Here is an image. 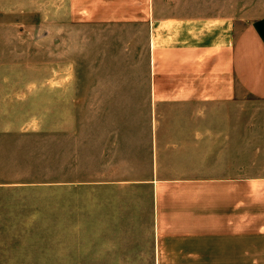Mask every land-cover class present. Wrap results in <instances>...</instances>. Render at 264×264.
Segmentation results:
<instances>
[{
    "label": "rangeland",
    "instance_id": "374dc122",
    "mask_svg": "<svg viewBox=\"0 0 264 264\" xmlns=\"http://www.w3.org/2000/svg\"><path fill=\"white\" fill-rule=\"evenodd\" d=\"M112 2L121 16L132 8L125 0H112L109 8ZM181 6L187 15L232 19L235 35L264 18V0H185ZM96 17L52 26L35 14L0 21V181L15 185L0 193V264H264V101L236 82L226 107L233 234L191 239L179 250L182 240L151 237L144 192L112 183L97 188V179L129 176L130 165L105 157V150L110 153L112 139L122 152L144 146L148 106L143 27ZM49 28L56 33L12 35ZM214 86L203 80V93L214 96ZM210 100L209 107H220ZM132 168L135 176L144 166Z\"/></svg>",
    "mask_w": 264,
    "mask_h": 264
},
{
    "label": "crops",
    "instance_id": "0c3cea01",
    "mask_svg": "<svg viewBox=\"0 0 264 264\" xmlns=\"http://www.w3.org/2000/svg\"><path fill=\"white\" fill-rule=\"evenodd\" d=\"M111 1L0 0V21L10 14H35L37 22L48 21L52 26L51 22L74 16L88 20L95 13L98 20L142 26L148 106L144 146L122 152L112 139L113 147L109 154L105 150V157L126 161L129 176L94 182L97 188L112 183L144 192L150 234L156 242L159 237L176 238L182 240L179 250L186 251L191 239L233 234V143L227 140L232 115L226 107L233 103L234 82L264 101V18L246 22L235 35L232 19L187 15L181 6L185 0H125L132 8L123 16L115 2L109 8ZM12 31L16 36L56 33L52 28ZM123 79V84L134 83ZM206 79L215 81L214 96L203 93ZM157 84L172 87L158 90ZM203 96L208 98L205 108ZM210 99L220 107H209ZM133 163L144 166L135 176ZM13 186L0 181V193Z\"/></svg>",
    "mask_w": 264,
    "mask_h": 264
}]
</instances>
